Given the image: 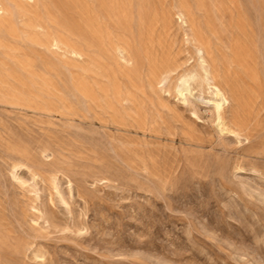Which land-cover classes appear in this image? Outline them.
I'll list each match as a JSON object with an SVG mask.
<instances>
[{
	"label": "rangeland",
	"instance_id": "obj_1",
	"mask_svg": "<svg viewBox=\"0 0 264 264\" xmlns=\"http://www.w3.org/2000/svg\"><path fill=\"white\" fill-rule=\"evenodd\" d=\"M88 1L38 0L15 50L0 32V264H264V32L221 127L206 83L178 93L199 67L171 6L220 75V0Z\"/></svg>",
	"mask_w": 264,
	"mask_h": 264
},
{
	"label": "bare ground",
	"instance_id": "obj_2",
	"mask_svg": "<svg viewBox=\"0 0 264 264\" xmlns=\"http://www.w3.org/2000/svg\"><path fill=\"white\" fill-rule=\"evenodd\" d=\"M80 1L87 2V0ZM89 1L90 3L95 2L101 10L118 12L125 16L132 13L131 10L134 6V0H129L127 5L121 4V0ZM37 2L38 0H0V32L4 34L10 50L17 49L15 42L22 41L24 43L29 39L31 30L35 29L36 31V29L44 28L43 17L37 16L36 19H32V15L36 14L33 7ZM161 3L165 4L166 2L162 0ZM171 6L172 10H177L181 22L188 27L186 30H190L192 33V42L196 49L199 67L198 72L191 71L183 75L178 93L186 100L188 95L193 94V88L189 83L190 79H196L200 85L206 83L209 86L208 91L210 89L212 93V98L207 100L211 108L209 113L218 120L221 127H224L227 125L226 109L230 105L242 102L243 97L235 68L242 66L241 62L248 63L251 58H255L250 49L257 48L262 40L264 1L220 0V75L211 40L205 34L197 31L198 21L194 9L180 2H173ZM165 14L163 13V16ZM115 49L117 52L124 53V60L129 61L131 53L127 46L118 44ZM175 70L176 67L166 66L156 78L158 83H161L166 75Z\"/></svg>",
	"mask_w": 264,
	"mask_h": 264
}]
</instances>
